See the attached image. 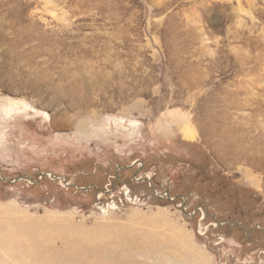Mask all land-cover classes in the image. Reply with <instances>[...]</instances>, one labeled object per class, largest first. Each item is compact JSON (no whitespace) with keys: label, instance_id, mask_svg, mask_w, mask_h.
I'll list each match as a JSON object with an SVG mask.
<instances>
[{"label":"rangeland","instance_id":"rangeland-1","mask_svg":"<svg viewBox=\"0 0 264 264\" xmlns=\"http://www.w3.org/2000/svg\"><path fill=\"white\" fill-rule=\"evenodd\" d=\"M0 264H264V0H0Z\"/></svg>","mask_w":264,"mask_h":264},{"label":"bare ground","instance_id":"bare-ground-1","mask_svg":"<svg viewBox=\"0 0 264 264\" xmlns=\"http://www.w3.org/2000/svg\"><path fill=\"white\" fill-rule=\"evenodd\" d=\"M166 123L175 126L177 128L178 133L182 135L184 138H190L193 134V127L191 126L185 115L183 116L179 112L173 111L172 113L167 115ZM160 127H161V123H159L157 129H160Z\"/></svg>","mask_w":264,"mask_h":264},{"label":"built area","instance_id":"built-area-1","mask_svg":"<svg viewBox=\"0 0 264 264\" xmlns=\"http://www.w3.org/2000/svg\"><path fill=\"white\" fill-rule=\"evenodd\" d=\"M166 195L168 196V194L163 193V196H166ZM182 201H183V198H182ZM182 209L185 210V207H182Z\"/></svg>","mask_w":264,"mask_h":264},{"label":"water","instance_id":"water-1","mask_svg":"<svg viewBox=\"0 0 264 264\" xmlns=\"http://www.w3.org/2000/svg\"><path fill=\"white\" fill-rule=\"evenodd\" d=\"M151 189H152V191H153V193L155 194V190L151 187ZM156 195V194H155ZM156 196H159V195H156ZM161 196V195H160ZM168 199H170L169 197H168ZM173 200V199H172ZM184 201V200H183Z\"/></svg>","mask_w":264,"mask_h":264}]
</instances>
